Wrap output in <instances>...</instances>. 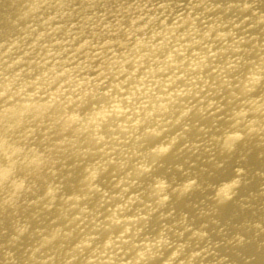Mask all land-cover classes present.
<instances>
[{"label":"clouds","instance_id":"1","mask_svg":"<svg viewBox=\"0 0 264 264\" xmlns=\"http://www.w3.org/2000/svg\"><path fill=\"white\" fill-rule=\"evenodd\" d=\"M262 5L22 0L0 37V264H236L204 217L245 199L225 165L264 146ZM185 154L215 180L167 163Z\"/></svg>","mask_w":264,"mask_h":264},{"label":"bare ground","instance_id":"2","mask_svg":"<svg viewBox=\"0 0 264 264\" xmlns=\"http://www.w3.org/2000/svg\"><path fill=\"white\" fill-rule=\"evenodd\" d=\"M22 0H0V37H3L12 28V21L16 18L17 9ZM264 7V5H262ZM187 158L189 163L184 167L194 174H200L206 180H215V177H209L208 173L202 172L201 169L207 168L211 171V165L206 164L203 159H197L195 156H185L180 159L169 158V165L174 163H183ZM235 167H243L246 170V179L248 183L241 188L240 197L245 198L239 202L229 204L220 208L211 218L204 217L205 220L215 219L219 224H209V231L212 234L214 242H223L220 252L227 255L231 261L236 264H243L242 256H256V260L252 264H264V255L256 251V246L260 241H264V233L255 236V230L251 225L256 222L264 223V146H257L255 141L248 142L239 148L234 157L225 165V173L232 174ZM179 176V173L176 174ZM220 173H217L218 177ZM204 199L201 193H196L190 200H182L175 202L177 212H188L190 217L196 216L195 205L205 207L200 202ZM248 203L250 207L242 208L241 204ZM197 224L201 222L196 217ZM223 228L224 231L219 230ZM234 232H241L252 240V243L243 249L234 248L227 245L226 240L231 237ZM238 253L240 255H238Z\"/></svg>","mask_w":264,"mask_h":264}]
</instances>
